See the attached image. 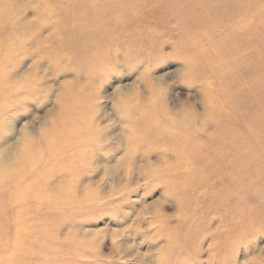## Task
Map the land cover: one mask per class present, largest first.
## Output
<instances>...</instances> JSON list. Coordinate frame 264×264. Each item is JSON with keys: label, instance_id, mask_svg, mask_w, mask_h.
<instances>
[{"label": "rangeland", "instance_id": "obj_1", "mask_svg": "<svg viewBox=\"0 0 264 264\" xmlns=\"http://www.w3.org/2000/svg\"><path fill=\"white\" fill-rule=\"evenodd\" d=\"M6 4L0 264H264V0Z\"/></svg>", "mask_w": 264, "mask_h": 264}, {"label": "bare ground", "instance_id": "obj_2", "mask_svg": "<svg viewBox=\"0 0 264 264\" xmlns=\"http://www.w3.org/2000/svg\"><path fill=\"white\" fill-rule=\"evenodd\" d=\"M16 12L17 11H15L14 8L12 6H10V4H6V6L4 7V9L1 12V13H3L2 14V18L4 17V20H2L1 23H6V24L9 25V27L7 29V32H5V33L2 34L3 35L2 38L0 37L1 38L0 39V53L2 51H4L5 54H6V57L5 58H7V56H9L10 50H12L13 48L15 50L16 44L19 43L20 41H22V39L25 38L27 29H28L26 27V24H25L26 22L24 21L25 20V17L23 15V13L22 14H19V13H16ZM63 23H65V21H63ZM69 26H67L68 29H69ZM15 31H17L18 34L20 33V35L16 34ZM0 32H1V30H0ZM14 35H16V36L14 37ZM5 58H1L0 59V72H1L2 67L4 66L3 64H4ZM9 76H10L9 73H7V72L4 75L3 74H0V85H2L3 87L4 86H7L8 87V85H13V84H11L9 82L10 81L9 80L10 79ZM17 84L16 85H13L14 88H16V89H14V91L21 88L20 83L17 82ZM19 86H20V88H19ZM9 100H10V97H7L6 95H3L2 97H0V112H4V109L6 110L8 108L7 104L9 103ZM51 133H52V135H51L50 139H54L53 137H55L56 135H59L61 133V129L59 127L57 128V127H55V125H53V130H52ZM27 140H28V138H27ZM47 142H49V141H47ZM39 147H41V146H39ZM42 149H43V147H42ZM38 151L41 152L40 149ZM38 151H36V153L31 154L28 150H26L24 153L21 154V159L20 160H23V162H25V163L32 164L33 161L36 160V158H37L36 155L39 154ZM31 152H33V151H31ZM33 155L35 156V158H34Z\"/></svg>", "mask_w": 264, "mask_h": 264}]
</instances>
